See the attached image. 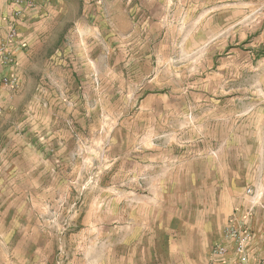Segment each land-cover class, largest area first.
<instances>
[{"label":"rangeland","instance_id":"1","mask_svg":"<svg viewBox=\"0 0 264 264\" xmlns=\"http://www.w3.org/2000/svg\"><path fill=\"white\" fill-rule=\"evenodd\" d=\"M0 264H264V0H0Z\"/></svg>","mask_w":264,"mask_h":264},{"label":"built area","instance_id":"2","mask_svg":"<svg viewBox=\"0 0 264 264\" xmlns=\"http://www.w3.org/2000/svg\"><path fill=\"white\" fill-rule=\"evenodd\" d=\"M250 234L248 232H244V234L241 235L240 241L238 243V251L241 252L243 250V243L247 242L249 240Z\"/></svg>","mask_w":264,"mask_h":264}]
</instances>
